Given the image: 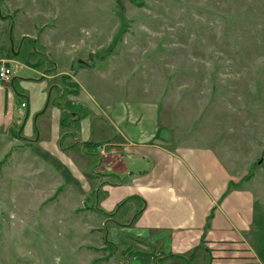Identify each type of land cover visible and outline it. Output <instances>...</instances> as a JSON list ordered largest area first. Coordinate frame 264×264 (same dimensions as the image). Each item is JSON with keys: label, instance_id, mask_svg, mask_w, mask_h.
<instances>
[{"label": "rangeland", "instance_id": "1", "mask_svg": "<svg viewBox=\"0 0 264 264\" xmlns=\"http://www.w3.org/2000/svg\"><path fill=\"white\" fill-rule=\"evenodd\" d=\"M0 12L43 66L53 63L42 54L73 44L100 70L99 89L119 98L132 86L171 125L212 139L259 201L253 245L264 254V0H0ZM18 138L0 133V264H172L99 225L79 195L58 199L48 161Z\"/></svg>", "mask_w": 264, "mask_h": 264}, {"label": "crops", "instance_id": "2", "mask_svg": "<svg viewBox=\"0 0 264 264\" xmlns=\"http://www.w3.org/2000/svg\"><path fill=\"white\" fill-rule=\"evenodd\" d=\"M18 41L0 12V62L15 71L0 85V133L18 130L48 161L58 199L79 195L77 208L105 217L99 225L114 222L172 264H264L253 245L259 201L212 139L171 125L166 106L132 86L119 98L99 89L100 70L73 44L42 54L48 68Z\"/></svg>", "mask_w": 264, "mask_h": 264}, {"label": "built area", "instance_id": "3", "mask_svg": "<svg viewBox=\"0 0 264 264\" xmlns=\"http://www.w3.org/2000/svg\"><path fill=\"white\" fill-rule=\"evenodd\" d=\"M15 71L12 67H10L7 61L0 62V85H8L12 82L14 78ZM26 104H23L25 107Z\"/></svg>", "mask_w": 264, "mask_h": 264}, {"label": "trees", "instance_id": "4", "mask_svg": "<svg viewBox=\"0 0 264 264\" xmlns=\"http://www.w3.org/2000/svg\"><path fill=\"white\" fill-rule=\"evenodd\" d=\"M83 64H85V63H83ZM85 65H86V64H85ZM71 86L74 87L75 85L71 83ZM70 114H71V113H70Z\"/></svg>", "mask_w": 264, "mask_h": 264}, {"label": "water", "instance_id": "5", "mask_svg": "<svg viewBox=\"0 0 264 264\" xmlns=\"http://www.w3.org/2000/svg\"><path fill=\"white\" fill-rule=\"evenodd\" d=\"M79 63H83L82 61H79ZM260 164L262 163V161L259 162Z\"/></svg>", "mask_w": 264, "mask_h": 264}]
</instances>
